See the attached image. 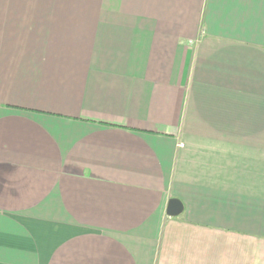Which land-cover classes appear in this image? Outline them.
I'll return each mask as SVG.
<instances>
[{"label": "crops", "instance_id": "obj_1", "mask_svg": "<svg viewBox=\"0 0 264 264\" xmlns=\"http://www.w3.org/2000/svg\"><path fill=\"white\" fill-rule=\"evenodd\" d=\"M0 264H264V0H0Z\"/></svg>", "mask_w": 264, "mask_h": 264}, {"label": "water", "instance_id": "obj_2", "mask_svg": "<svg viewBox=\"0 0 264 264\" xmlns=\"http://www.w3.org/2000/svg\"><path fill=\"white\" fill-rule=\"evenodd\" d=\"M183 207L180 201L176 199H171L168 201L166 207V215L168 217H177L182 213Z\"/></svg>", "mask_w": 264, "mask_h": 264}]
</instances>
